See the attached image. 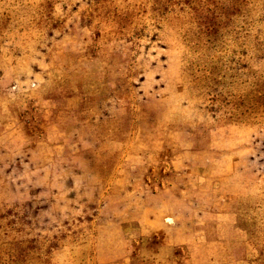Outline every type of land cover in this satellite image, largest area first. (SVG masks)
Listing matches in <instances>:
<instances>
[{"label": "rangeland", "instance_id": "rangeland-1", "mask_svg": "<svg viewBox=\"0 0 264 264\" xmlns=\"http://www.w3.org/2000/svg\"><path fill=\"white\" fill-rule=\"evenodd\" d=\"M73 37L75 61L91 43L115 78L41 116L79 136L45 167L43 199L0 204V264H113L97 258L119 236L120 264H145L156 244L132 243L135 220L164 186L235 192L224 203L251 250L243 264H264V0H0V54L20 72ZM209 151L217 165L201 167L193 155Z\"/></svg>", "mask_w": 264, "mask_h": 264}, {"label": "crops", "instance_id": "crops-1", "mask_svg": "<svg viewBox=\"0 0 264 264\" xmlns=\"http://www.w3.org/2000/svg\"><path fill=\"white\" fill-rule=\"evenodd\" d=\"M77 44L74 38L56 62L37 59L33 69L22 72L0 54V204L17 198L21 203L43 199L44 187L37 183L50 180L45 167L60 160L68 143L79 136L77 126L61 129L51 119L43 123L44 112L70 111L85 99L101 97L115 78V71L107 74L114 66L105 64L91 43L84 50L85 60L75 61L71 53L83 52ZM67 80L72 85L68 93L63 86ZM196 154L201 167L214 166L220 158L213 151ZM31 181L38 187L35 192L31 184L21 183ZM233 194L173 192L166 186L146 194L149 201L135 220L137 239L132 241L137 246L141 240L155 241L151 256L142 258L145 264H243L250 259L249 244L237 240L236 215L224 203ZM118 238L120 244L110 252L111 258L104 251L99 253L100 263L120 264L128 257L129 246Z\"/></svg>", "mask_w": 264, "mask_h": 264}]
</instances>
